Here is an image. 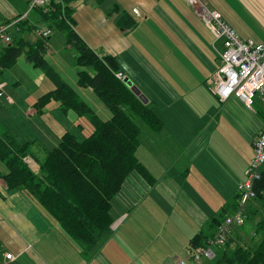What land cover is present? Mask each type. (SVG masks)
<instances>
[{
	"label": "crops",
	"instance_id": "0c3cea01",
	"mask_svg": "<svg viewBox=\"0 0 264 264\" xmlns=\"http://www.w3.org/2000/svg\"><path fill=\"white\" fill-rule=\"evenodd\" d=\"M60 1L70 10L76 34L99 56L116 57L118 73L141 90L161 121V130L141 133L136 150L152 180L136 171L126 177L111 200L110 234L87 252L28 194L7 187L2 178L6 167L0 161V264H176L187 259L190 239L208 233L211 219L236 198L252 142L264 126V109L252 106L255 98L247 105L235 93L218 96L213 76L224 40L214 38L186 0ZM201 1L218 11L241 38L264 42V0ZM27 9L28 0H0V21L21 17ZM123 15L135 25L119 23ZM24 19L37 29L47 26L37 22L33 10ZM34 31L22 35L33 41L38 36ZM45 58L50 63L47 53ZM14 64L9 70L0 65V131L37 139L47 148L66 130L76 135L80 130L84 136L91 132L85 118L61 112L54 101L38 113L34 103L50 85L23 55ZM9 72L14 83L6 77ZM74 85L99 114L102 107L93 91L78 86L76 79ZM29 159L28 166L36 172L37 163ZM238 228L229 236L249 242L252 231ZM215 248V253L221 250Z\"/></svg>",
	"mask_w": 264,
	"mask_h": 264
},
{
	"label": "trees",
	"instance_id": "16d2710c",
	"mask_svg": "<svg viewBox=\"0 0 264 264\" xmlns=\"http://www.w3.org/2000/svg\"><path fill=\"white\" fill-rule=\"evenodd\" d=\"M58 1L51 2L52 6L45 11L33 9L37 22L60 31L67 45L76 49L73 68L77 85L90 88L111 115L107 119L100 118L47 61L49 35L37 36L33 41L25 39L22 32L31 31L35 25L27 24L25 19L17 20L13 30L17 35L3 45L0 65L10 67L23 55L39 68L52 86L35 101L36 111L41 112L54 101L61 112L73 111L85 118L92 130L81 138L66 130L48 148L37 139L22 140L9 130L0 131V161L6 167L2 178L9 189H20L28 194L69 238L88 252L110 234L111 200L126 177L136 171L147 181L152 180L137 158L136 150L141 133L147 129L159 131L162 124L152 105L143 103L117 76L120 67L116 57L99 56L91 50L71 28L68 6ZM122 17L123 22L120 18L119 23L123 26L135 25L129 16ZM11 20L0 21V25ZM27 158L37 163L36 172L28 166ZM252 190V199L258 200L259 209L263 210L264 171L254 181ZM237 195L211 219L208 233L200 232L190 239L192 248L206 245L224 217L237 210ZM258 211L253 209L252 212ZM229 235L221 250L212 257L211 264H264V216L256 222L249 242H237Z\"/></svg>",
	"mask_w": 264,
	"mask_h": 264
},
{
	"label": "built area",
	"instance_id": "2783aa9c",
	"mask_svg": "<svg viewBox=\"0 0 264 264\" xmlns=\"http://www.w3.org/2000/svg\"><path fill=\"white\" fill-rule=\"evenodd\" d=\"M53 1L58 0H28L29 7L23 16L0 25V43L6 44L11 41V32L17 20L23 19L33 8H42L44 11L50 9ZM186 2L210 27L215 39L224 40L225 49L219 54L220 65L213 76L214 90L218 96L225 99L235 93L247 105H250L255 97L264 103V42L241 38L218 11L209 9L200 0H186ZM50 32L49 28L36 30L41 37L48 36ZM117 76L122 78L119 73ZM2 87L3 83H0V90ZM262 171H264V126L252 142V156L244 171L243 180L237 185V210L224 217L206 245L192 248L190 256L187 259H179L176 264H199L202 258L210 259L214 256L213 248L224 245L231 229L244 223L243 208L254 197L253 183L260 178ZM5 257L12 259L13 255L5 253Z\"/></svg>",
	"mask_w": 264,
	"mask_h": 264
},
{
	"label": "rangeland",
	"instance_id": "374dc122",
	"mask_svg": "<svg viewBox=\"0 0 264 264\" xmlns=\"http://www.w3.org/2000/svg\"><path fill=\"white\" fill-rule=\"evenodd\" d=\"M12 1L14 3H16V2H20L21 0H12ZM3 17H4V14L0 10V20L3 19ZM35 28H37V27H33V29L30 31V34L35 33V31H34ZM16 35L17 34H15V32L11 33L12 40L15 38ZM48 45H49V48L51 50V51L48 50V52H47L48 60H50V63L54 67H56L59 70V72L64 74L63 75L64 77H62L64 80H66L73 87H76L74 85V79H76V75H75V72L71 66V63L74 62L75 57L77 56L76 49L72 48V47L69 48V46L66 43L65 36L60 31H58L56 29L51 30L50 35H49ZM2 52H3V50H2ZM11 67H9L7 70H9ZM33 68L35 69V71L40 73L42 75V77H44V75L41 73V71L39 70L38 67L33 66ZM66 69H67V71H66ZM23 70L27 71V73L31 76V70L29 68H27V69L24 68ZM6 77L8 78L9 83H14L15 79H13V77L10 75V72L8 74H6ZM50 87L52 88L51 84H50ZM97 101L102 107V111H99V117L102 119L109 118L111 115L109 110L102 104V102H100L99 100H97ZM252 106L256 110L264 109V103L258 101L257 97H255V100H254V103L252 104ZM77 134L80 138H81V136H84L83 132L80 130H78ZM28 161H29V163L32 162L30 159ZM259 208H260V203L256 199H251V201L248 202L243 208L244 223L241 225V228H238V229H243L244 231H247V232L252 231L250 237L254 234V228L256 226V222L259 220V218L261 216H264V209L260 210ZM253 209L259 210L258 211L259 213L254 214L252 212ZM235 228H237V227H235ZM237 232L238 231L234 230L235 238L237 236ZM214 249H216V248L214 247ZM201 264H209V260L208 259L206 260V258H202Z\"/></svg>",
	"mask_w": 264,
	"mask_h": 264
},
{
	"label": "water",
	"instance_id": "95a60500",
	"mask_svg": "<svg viewBox=\"0 0 264 264\" xmlns=\"http://www.w3.org/2000/svg\"><path fill=\"white\" fill-rule=\"evenodd\" d=\"M124 83L130 88V90L143 102V103H148L147 97L141 92V90L132 83V81L127 77L124 76L122 78Z\"/></svg>",
	"mask_w": 264,
	"mask_h": 264
},
{
	"label": "bare ground",
	"instance_id": "6f19581e",
	"mask_svg": "<svg viewBox=\"0 0 264 264\" xmlns=\"http://www.w3.org/2000/svg\"><path fill=\"white\" fill-rule=\"evenodd\" d=\"M197 7H198V8H200V6H199V5H197Z\"/></svg>",
	"mask_w": 264,
	"mask_h": 264
}]
</instances>
